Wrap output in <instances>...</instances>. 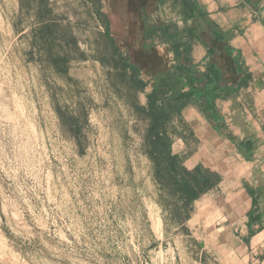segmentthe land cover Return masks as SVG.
Here are the masks:
<instances>
[{
  "label": "rangeland",
  "instance_id": "rangeland-1",
  "mask_svg": "<svg viewBox=\"0 0 264 264\" xmlns=\"http://www.w3.org/2000/svg\"><path fill=\"white\" fill-rule=\"evenodd\" d=\"M49 4L73 26L88 56L69 69L89 101L85 153H78L53 108L48 85L62 88V81L29 56L33 19L19 15L18 0H0V264H213L212 257L223 262L224 242H213L223 222L204 218L188 226L190 236L170 221L163 226L131 116L108 93L105 68L93 57L98 28L80 0ZM101 4L111 36L131 60V28L140 25L131 0ZM150 200L158 206V231L148 219L155 215Z\"/></svg>",
  "mask_w": 264,
  "mask_h": 264
},
{
  "label": "crops",
  "instance_id": "crops-1",
  "mask_svg": "<svg viewBox=\"0 0 264 264\" xmlns=\"http://www.w3.org/2000/svg\"><path fill=\"white\" fill-rule=\"evenodd\" d=\"M136 9L149 23H167L188 34L192 63L205 71L210 59L224 78L212 113L198 100L175 119L178 129L197 140L186 164H201L221 177L194 203L186 226H199L204 218L223 222L213 242H224V261L212 257L213 264H264V0H131V12ZM138 31L133 25L131 59L137 61L142 56ZM166 48L157 47L159 55ZM149 91L150 86L137 95L140 106ZM176 148L187 151L182 140ZM147 206L155 209L148 219L158 231V206L151 200Z\"/></svg>",
  "mask_w": 264,
  "mask_h": 264
},
{
  "label": "trees",
  "instance_id": "trees-1",
  "mask_svg": "<svg viewBox=\"0 0 264 264\" xmlns=\"http://www.w3.org/2000/svg\"><path fill=\"white\" fill-rule=\"evenodd\" d=\"M80 1L87 18L99 30L97 53L93 57L105 68L107 91L121 102L133 120L132 131L139 138L137 151L148 161L153 199L161 209L163 226L170 221L190 236L186 223L194 212V203L214 189L221 177L201 164H186L196 150L197 140L192 133L178 129L175 119L198 100H203L205 110L212 113L211 104L224 90L221 69L207 59L203 64L205 71L199 70L190 58V36L174 25L149 23L139 9L135 13L140 17L142 56L139 61L130 60L111 36L110 21L102 11L101 0ZM18 5L19 15L33 19L28 33L30 58H35L42 71L53 73L63 83L62 88L54 82L48 85L53 108L60 126L70 133L78 153L83 155L84 130L89 127L84 106L89 101L82 96L85 90L71 77L69 69L72 63L85 61L88 56L81 51L73 26L53 12L49 0H18ZM161 45L167 46L165 55L157 51ZM148 86L146 105L140 106L137 95ZM177 140L187 145L185 153L177 150ZM189 141L193 143L191 148ZM200 262L205 264L204 259Z\"/></svg>",
  "mask_w": 264,
  "mask_h": 264
}]
</instances>
